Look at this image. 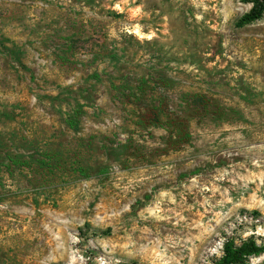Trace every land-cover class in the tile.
I'll use <instances>...</instances> for the list:
<instances>
[{"label":"rangeland","instance_id":"374dc122","mask_svg":"<svg viewBox=\"0 0 264 264\" xmlns=\"http://www.w3.org/2000/svg\"><path fill=\"white\" fill-rule=\"evenodd\" d=\"M251 6L0 0V264H264Z\"/></svg>","mask_w":264,"mask_h":264},{"label":"trees","instance_id":"16d2710c","mask_svg":"<svg viewBox=\"0 0 264 264\" xmlns=\"http://www.w3.org/2000/svg\"><path fill=\"white\" fill-rule=\"evenodd\" d=\"M252 4L250 10L243 14L237 25H244L253 22L264 13V0H244ZM260 251L255 242H243L236 245L233 239H227L222 247V254L215 264H236L246 256L257 254Z\"/></svg>","mask_w":264,"mask_h":264}]
</instances>
